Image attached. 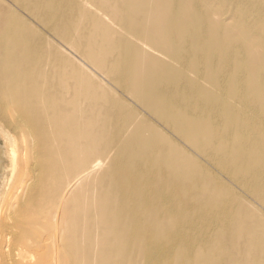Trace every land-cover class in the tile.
<instances>
[{"label": "bare ground", "instance_id": "bare-ground-1", "mask_svg": "<svg viewBox=\"0 0 264 264\" xmlns=\"http://www.w3.org/2000/svg\"><path fill=\"white\" fill-rule=\"evenodd\" d=\"M0 264H264V0H0Z\"/></svg>", "mask_w": 264, "mask_h": 264}]
</instances>
